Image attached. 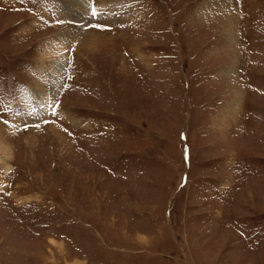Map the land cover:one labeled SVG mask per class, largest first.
Here are the masks:
<instances>
[{"label":"rangeland","instance_id":"obj_1","mask_svg":"<svg viewBox=\"0 0 264 264\" xmlns=\"http://www.w3.org/2000/svg\"><path fill=\"white\" fill-rule=\"evenodd\" d=\"M0 264H264V0H0Z\"/></svg>","mask_w":264,"mask_h":264},{"label":"bare ground","instance_id":"obj_2","mask_svg":"<svg viewBox=\"0 0 264 264\" xmlns=\"http://www.w3.org/2000/svg\"><path fill=\"white\" fill-rule=\"evenodd\" d=\"M75 5H78L77 3L75 4ZM228 7V6H227ZM226 7V8H227ZM65 8V7H64ZM70 8H69V5H66V8H65V11H68ZM88 7H87V14H86V18H88ZM224 10V9H223ZM70 11V10H69ZM227 11V10H226ZM223 12H225V11H223ZM233 13V12H232ZM232 13H231V11H227V13H226V16L225 17H228V18H226V22H230L228 19L229 18H233V17H230L231 15H232ZM228 24V23H227ZM231 24H233V23H231ZM229 25V24H228ZM229 28V27H228ZM230 31V30H229ZM73 33H75V32H73V30L72 29H70V32H69V34H73ZM41 89V88H40ZM43 92V91H42ZM41 95L43 96V94L42 93H39V94H37L36 92H35V94H33L32 96L34 97L33 98V100L35 101V102H37V103H39V100H41ZM37 97H39V98H37ZM48 103V101L46 102V104Z\"/></svg>","mask_w":264,"mask_h":264}]
</instances>
